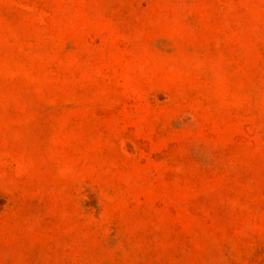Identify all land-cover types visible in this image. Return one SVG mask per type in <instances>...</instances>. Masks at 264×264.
Segmentation results:
<instances>
[{
  "label": "rangeland",
  "instance_id": "obj_1",
  "mask_svg": "<svg viewBox=\"0 0 264 264\" xmlns=\"http://www.w3.org/2000/svg\"><path fill=\"white\" fill-rule=\"evenodd\" d=\"M0 264H264V0H0Z\"/></svg>",
  "mask_w": 264,
  "mask_h": 264
}]
</instances>
